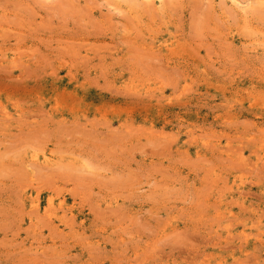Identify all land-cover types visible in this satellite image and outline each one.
<instances>
[{"label":"rangeland","instance_id":"1","mask_svg":"<svg viewBox=\"0 0 264 264\" xmlns=\"http://www.w3.org/2000/svg\"><path fill=\"white\" fill-rule=\"evenodd\" d=\"M0 264H264V0H0Z\"/></svg>","mask_w":264,"mask_h":264}]
</instances>
